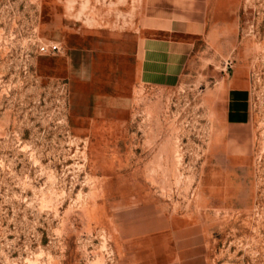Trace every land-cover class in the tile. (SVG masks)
<instances>
[{
  "label": "rangeland",
  "instance_id": "obj_1",
  "mask_svg": "<svg viewBox=\"0 0 264 264\" xmlns=\"http://www.w3.org/2000/svg\"><path fill=\"white\" fill-rule=\"evenodd\" d=\"M149 5L0 0V264H264V0Z\"/></svg>",
  "mask_w": 264,
  "mask_h": 264
},
{
  "label": "crops",
  "instance_id": "obj_2",
  "mask_svg": "<svg viewBox=\"0 0 264 264\" xmlns=\"http://www.w3.org/2000/svg\"><path fill=\"white\" fill-rule=\"evenodd\" d=\"M148 1H150V5H160L157 8H153L154 10L161 9L162 11L149 17L148 20L146 19L147 21L143 24L144 32L151 30L154 31L155 34L157 33L153 38L149 39V47L144 48V51L146 50L149 52L155 50L158 40H162L166 34H186L195 41L204 31H206V26L208 25L209 20L208 11L210 0H145V6ZM150 5L148 6L149 8L151 7ZM160 33L163 35L161 36ZM146 35L143 33L142 36ZM232 142L233 141L226 142V149L233 145ZM228 151L229 150L227 149L225 151L226 153L218 152V154H214V160L208 165L207 172L203 177V187L215 190L219 189L221 184L225 186L222 195L224 197V202L226 203L229 199H234L235 197L238 199V197L243 194L240 191L237 192L242 186H235L232 184L233 180L232 183L229 181L231 177L229 176V173L225 176L221 175L223 168L227 167L225 165L230 164L228 158L233 156V154ZM236 177L240 180L238 175Z\"/></svg>",
  "mask_w": 264,
  "mask_h": 264
}]
</instances>
